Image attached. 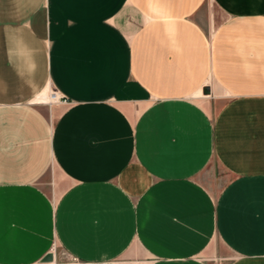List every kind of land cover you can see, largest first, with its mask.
<instances>
[{
	"label": "crops",
	"instance_id": "crops-1",
	"mask_svg": "<svg viewBox=\"0 0 264 264\" xmlns=\"http://www.w3.org/2000/svg\"><path fill=\"white\" fill-rule=\"evenodd\" d=\"M128 263L264 264V0H0V264Z\"/></svg>",
	"mask_w": 264,
	"mask_h": 264
},
{
	"label": "rangeland",
	"instance_id": "rangeland-1",
	"mask_svg": "<svg viewBox=\"0 0 264 264\" xmlns=\"http://www.w3.org/2000/svg\"><path fill=\"white\" fill-rule=\"evenodd\" d=\"M209 10H211V12L214 13L215 20L219 21L221 16H220V13L217 11V7L212 4V5H210ZM53 91H54L53 88H52V90L51 89H46L45 92L41 95V97L36 100L37 103L46 104V106H48V113H50V117L52 119L55 118V115H53L51 113V109H53V107H54V109L57 108V107H59V109H60L61 105L64 104V101H62V100L60 101V99H58L56 101H52L51 100V94H52ZM55 252L62 260H66L65 255L57 247L55 248ZM126 260L131 261L129 259H126ZM138 264H140V263H138Z\"/></svg>",
	"mask_w": 264,
	"mask_h": 264
},
{
	"label": "water",
	"instance_id": "water-1",
	"mask_svg": "<svg viewBox=\"0 0 264 264\" xmlns=\"http://www.w3.org/2000/svg\"><path fill=\"white\" fill-rule=\"evenodd\" d=\"M53 255L51 253H47L46 256L42 259V261H52Z\"/></svg>",
	"mask_w": 264,
	"mask_h": 264
},
{
	"label": "bare ground",
	"instance_id": "bare-ground-1",
	"mask_svg": "<svg viewBox=\"0 0 264 264\" xmlns=\"http://www.w3.org/2000/svg\"><path fill=\"white\" fill-rule=\"evenodd\" d=\"M51 100H52V101H56V100H58V94L55 93V92H52V94H51Z\"/></svg>",
	"mask_w": 264,
	"mask_h": 264
},
{
	"label": "built area",
	"instance_id": "built-area-1",
	"mask_svg": "<svg viewBox=\"0 0 264 264\" xmlns=\"http://www.w3.org/2000/svg\"><path fill=\"white\" fill-rule=\"evenodd\" d=\"M56 93V92H55ZM58 99H60V101L62 100V101H64V102H66L67 100L66 99H64L63 97H59L58 96Z\"/></svg>",
	"mask_w": 264,
	"mask_h": 264
}]
</instances>
